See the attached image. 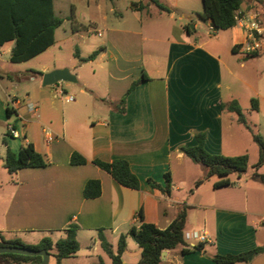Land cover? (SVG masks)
I'll list each match as a JSON object with an SVG mask.
<instances>
[{
  "label": "crops",
  "instance_id": "0c3cea01",
  "mask_svg": "<svg viewBox=\"0 0 264 264\" xmlns=\"http://www.w3.org/2000/svg\"><path fill=\"white\" fill-rule=\"evenodd\" d=\"M53 3L55 11L54 0ZM153 4V0H132L131 9L139 15L140 26H121L124 19L120 25L107 26L106 39L92 52L102 49L91 60L81 61L92 52L84 54L77 49L76 62L71 65H57L55 59L42 63L39 70L28 66L32 59L53 51L63 22L55 30L54 43L26 61L10 60L14 40L0 45V63L5 62V56L15 65H25L17 71L5 70L0 65V119L6 125L14 123L21 133L20 138H12L10 143L3 138L5 152L8 147L18 152L31 143L47 161L43 167L8 171L10 176L6 182L11 186L0 197L3 203L0 232L6 239L38 244L42 238L50 237L56 242L66 236L70 226L77 225L80 250L63 259L62 264L71 259L75 264H96L100 260L112 264L98 232L102 230L114 253L121 235L125 234L127 245L122 264H139L142 248L129 235L130 229H139L143 221L165 229L181 208L187 206L184 232H206L209 240L196 242L203 245L201 250L184 253V247L195 243L185 239L186 245L165 250L161 264H218L213 259L215 255L239 254L264 247V183L255 179L258 184L249 187L248 182L240 181L230 186L236 191L219 192L223 187L214 186L218 180L208 182L207 178L196 186L205 177L207 168L180 149L195 145L197 133L204 132L205 148L210 153L240 155L238 145L243 146L244 135L238 126L247 128L249 134L244 138L248 139L247 144L256 143L253 133L258 132L247 119L245 123L240 121L228 104L233 100L239 102L237 91L243 87L260 96L258 110H261L264 93L239 75L230 63L232 56L225 59L220 49L228 48L232 55L239 54L240 68L246 67L251 55H263L258 61L264 59V51L243 53L237 45L245 40V33L237 25L206 40L195 37L185 23L168 24L165 36L161 35L157 24L163 14L160 18L154 16L150 12ZM238 11L259 13L264 20V0H245ZM167 12L168 19L174 20L173 12L169 9ZM84 13L83 16L73 13V36L80 33V28L89 31L87 22L94 24ZM101 15L108 19L104 10ZM205 22L212 29L211 21ZM98 35L104 36L101 31ZM58 68L70 69L76 82L43 86V75ZM257 72L263 75L264 69ZM1 77L8 78L11 87ZM134 82L138 83L131 89ZM59 87L69 95L75 92L77 97L73 95V101L65 100L57 92ZM226 92L233 99L227 100ZM11 99L18 101L16 108L10 104ZM30 102L35 106L33 111L28 109ZM255 122L252 123L257 126ZM46 129L52 132L51 141ZM226 133L231 141H226ZM244 150L247 153L248 148ZM74 152L84 156L87 162L73 164ZM115 159L129 162L140 180L138 189L120 184L94 163ZM263 168L264 165L259 169ZM168 172L172 178L170 193L152 186L149 180L165 185ZM93 179L100 181L101 194L87 198L84 189ZM251 255L252 259L231 264H264V251ZM6 263L0 258V264Z\"/></svg>",
  "mask_w": 264,
  "mask_h": 264
},
{
  "label": "trees",
  "instance_id": "16d2710c",
  "mask_svg": "<svg viewBox=\"0 0 264 264\" xmlns=\"http://www.w3.org/2000/svg\"><path fill=\"white\" fill-rule=\"evenodd\" d=\"M161 9L168 8L161 5L157 0H153ZM245 0H203V12L200 17L204 20H210L214 30H226L236 25V12L243 6ZM144 7V5H143ZM63 22L54 11L53 0H0V45L6 41L14 40L15 45L12 49L10 60L12 62L26 61L47 49L55 40V30ZM189 29V28H188ZM102 48L92 52L87 58H81V61L94 59ZM78 56V54H76ZM43 75L42 72H39ZM138 82H134L133 89ZM254 109H258L256 99L252 100ZM228 108L239 115L242 122H246L242 112L241 105L237 100L228 104ZM8 112L10 109L8 108ZM8 135V133H7ZM197 143L192 146H181L184 152L195 162L203 164L207 168L204 178L196 182L199 186L205 179L211 176H219L220 179L215 182V187H225L233 185L230 179L231 174H237L241 177L248 170L249 155L243 153L240 155L227 156L223 154L210 153L205 148L206 134L197 133ZM254 141L259 146V159L254 165L255 171L252 174L254 179L264 183V174L259 173L258 169L264 165V137L260 133H253ZM73 164H84L87 159L78 152H74L71 157ZM95 164L108 171L120 184L138 189L140 180L131 170L130 164L125 159H115L112 162H103L95 160ZM47 161L39 153L33 144L29 143L20 148L18 152L9 147L6 153L5 167L10 173L25 167H43ZM153 187L162 189L165 193H170L172 178L168 172L165 174V185H161L153 180H149ZM101 194V184L99 180H89L84 189V196L87 198L97 197ZM188 207L181 208L176 218L171 224L160 229L153 223L142 222L139 229L132 227L129 231L139 246L142 248V257L139 264H161L162 252L166 249H172L180 244L186 245L185 224L187 220ZM140 211V218L142 219ZM77 225H72L66 230V236L54 242L50 237H44L38 244H26L20 239H6L0 232V246H20L32 249H46L50 255L52 248H56L53 253L56 258V264H62L63 259L76 255L80 250V243L77 239ZM126 235L122 234L119 239L118 250L114 253L111 244L106 239L102 230L98 232V238L101 241L103 249L112 259V264H122V254L126 249ZM203 245L196 244L193 247H184V253L201 250ZM264 251V247H258L251 252L239 254L215 255L213 259L218 264H231L237 261H245L254 252ZM0 258L5 259L6 264H39L42 256H30L23 254L3 253ZM96 264H105L100 260Z\"/></svg>",
  "mask_w": 264,
  "mask_h": 264
},
{
  "label": "rangeland",
  "instance_id": "374dc122",
  "mask_svg": "<svg viewBox=\"0 0 264 264\" xmlns=\"http://www.w3.org/2000/svg\"><path fill=\"white\" fill-rule=\"evenodd\" d=\"M55 1V11L56 15L60 18H62L63 25L59 30L57 31V38L59 39V42L54 47V50H58L59 52L56 54L53 53V51L44 52L38 57L32 59L28 66L35 67L38 70L41 67L42 63H49L56 59L57 65L62 66H68L72 63L76 62V50L80 49V51L84 54L91 53L96 45H101V43L106 39L107 35V26L110 25H120V21L124 19V24L121 26L124 27H136L138 28L140 26L138 18L139 15H135V13L131 9V1L132 0H54ZM161 5L168 8L170 11L173 12L174 20L170 21L168 19L167 11L161 9L157 4L152 5V9L150 12L157 16V18L162 17L163 19L159 20L157 24V30H159V33L161 35L165 36L166 28L168 24L172 23H185L190 26L191 30L194 31L193 34L195 37L199 38L202 37L204 40L208 39L209 36H216L221 34V32H225L226 30H213L209 27V25L200 17V14L203 12V0H157ZM114 9V10H111ZM105 11L107 13L108 19H103L101 15V11ZM86 12L88 18L92 19L94 22L93 25H89L88 22L86 23L88 26L89 31L87 29L80 28V33L73 36V26L75 24L73 20V13H78L80 16H83ZM146 11L144 12V14ZM163 14L160 16V14ZM147 15H145L146 17ZM160 16V17H159ZM163 20V21H162ZM96 23V24H95ZM197 23L198 26H195ZM82 29V30H81ZM98 31H101L104 35L99 36ZM226 34V33H225ZM70 36L65 41H61L66 36ZM72 35V37H71ZM221 53L225 59H229L231 56V59H233L232 62L230 60L228 62L233 63V66L236 68V72L241 75L244 79H246L248 82L256 86V88L259 91H263L264 93V74L261 75L257 72V70L264 69V59H260L258 61V58L263 56H254L251 55L247 60L250 59L246 63L245 68L239 67V54L238 55H232L230 49L228 48H221ZM5 62L0 63V65L4 66V69L17 71L21 70L23 66L15 65L14 63H11V61L7 60V58L4 56ZM61 58V59H58ZM87 68V67H85ZM5 69V70H6ZM42 78L40 77V80ZM1 81L3 83H8L11 87V81L8 78L1 77ZM64 84L68 83L67 81H63ZM5 84V85H6ZM240 87V86H239ZM243 87L239 88V91H237V99L240 102V105L242 107V112L247 119V123L251 125V127L257 131L258 133H261L264 135V103H262L261 110L254 109L252 105V100L256 99L259 103L261 101L260 96H258L254 91H251L249 89H241ZM14 93H18V91L15 90ZM71 93H74L75 97L77 95L75 92L71 91ZM236 93V92H235ZM13 95V94H12ZM0 96L1 93H0ZM226 99H233V95H230V93L226 92L225 94ZM58 102L60 100L58 99ZM67 104V103H66ZM66 109H68V105H66ZM237 116L238 113H234ZM256 121V122H255ZM252 122H255L257 126H254ZM260 123V124H259ZM238 128L242 129V134L244 135L243 140V146L241 147L242 143H239V149L238 153H244V149L246 147L248 148L247 154L249 155V165L248 170L245 174H243L241 177H239L237 174H231L229 177L231 181L233 182V185L236 186L238 182L244 181L248 182L249 187L253 186V184L257 185L258 183H255V179H252L251 175L256 170L254 165L257 163L259 159L258 154V145L254 143L253 141H250V144H247L248 139L244 140L245 137H247L249 134L246 127L238 126ZM4 137H6V140L8 143L11 142L12 137L7 135V125L4 123L3 120L0 119V197L5 196L8 193V189H10L11 185H8L6 180L9 178L10 173L8 172L7 168L5 167V159H6V152H5V142ZM225 139L230 140V138L227 136V133L225 135ZM242 139V138H241ZM239 140V139H238ZM231 141V140H230ZM245 145V146H244ZM248 145V146H247ZM259 173L264 172L263 169H259ZM220 177L215 175L208 178V182H212L214 180H219ZM246 180V181H245ZM209 184V183H208ZM213 190V189H212ZM219 192H225V191H236V189H232V187H223V189H220ZM213 192H215L213 190ZM1 206H3V203L0 202V209ZM1 218V217H0ZM0 222H2V219H0ZM82 242L84 243L85 240L82 239ZM26 243V242H24ZM26 244H29L28 242ZM56 252V248H52L51 250V256L50 261L48 264H56V258L54 257L53 253ZM86 252L84 249L83 253ZM73 259L69 260L66 264H75V261H72ZM108 261H110L109 258H107Z\"/></svg>",
  "mask_w": 264,
  "mask_h": 264
},
{
  "label": "built area",
  "instance_id": "2783aa9c",
  "mask_svg": "<svg viewBox=\"0 0 264 264\" xmlns=\"http://www.w3.org/2000/svg\"><path fill=\"white\" fill-rule=\"evenodd\" d=\"M236 25L242 28L245 33V40L240 42L237 46L245 54H254L264 51V20L259 13H244L237 11L236 15ZM235 25V26H236ZM213 29V27H212ZM58 94H60L65 100L73 101L75 98L73 95H69L61 87L57 89ZM18 101L15 99L10 100V104L13 108L17 107ZM28 109L33 111L35 106L32 102L27 104ZM46 135L49 141L53 139L52 132L46 129ZM8 136L12 138H20L21 133L16 128L14 123L7 124ZM185 239L190 242H195L191 247L195 246L196 242H206L208 241V234L206 232L191 231L185 232Z\"/></svg>",
  "mask_w": 264,
  "mask_h": 264
},
{
  "label": "water",
  "instance_id": "95a60500",
  "mask_svg": "<svg viewBox=\"0 0 264 264\" xmlns=\"http://www.w3.org/2000/svg\"><path fill=\"white\" fill-rule=\"evenodd\" d=\"M76 76L68 68H58L43 75L42 84L43 86L54 85L61 81L76 82ZM13 253L23 254L30 256H42V261L39 264H48L50 261V253L46 249H32L20 246H0V254ZM166 251L162 252V258H164ZM252 255L249 259H252Z\"/></svg>",
  "mask_w": 264,
  "mask_h": 264
}]
</instances>
